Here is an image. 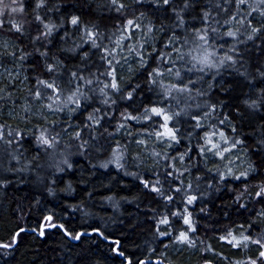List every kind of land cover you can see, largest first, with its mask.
<instances>
[{
	"label": "trees",
	"instance_id": "16d2710c",
	"mask_svg": "<svg viewBox=\"0 0 264 264\" xmlns=\"http://www.w3.org/2000/svg\"><path fill=\"white\" fill-rule=\"evenodd\" d=\"M21 1L0 27L25 77L17 91L0 82V244L18 233L14 247L0 246V264H250L264 238V0ZM140 23L157 33L122 79L118 49ZM203 41L217 57L202 68L211 82L202 90V77L182 73L193 61L174 60ZM170 114L178 117L165 121ZM160 125L175 149L146 164L127 151ZM217 134L245 153L252 174L205 165ZM56 224L72 239L57 226L40 237ZM80 233L91 234L74 242Z\"/></svg>",
	"mask_w": 264,
	"mask_h": 264
},
{
	"label": "rangeland",
	"instance_id": "374dc122",
	"mask_svg": "<svg viewBox=\"0 0 264 264\" xmlns=\"http://www.w3.org/2000/svg\"><path fill=\"white\" fill-rule=\"evenodd\" d=\"M123 1H132V0H123ZM261 1V0H260ZM21 0H16V3H12V0H4L6 5H10L8 8H4V15L0 16V27L3 22L11 18L16 12H21L20 4ZM17 8L16 12H12L11 8ZM5 19V20H4ZM10 20V19H9ZM72 18L69 19V24L71 28H75L77 25H73L71 23ZM132 35L129 44L118 49V53H120L119 63L117 65L118 76L120 78H127L131 74V72L137 68L138 66L144 64V60L146 58V53L150 47L153 45L154 35L157 33L156 28H152L150 26H146L144 23L136 24L132 27ZM81 29L75 30V36H78ZM221 34L215 36L214 40H219L218 46L222 45V40L226 41V37L220 38ZM229 35H227L228 37ZM221 42V43H220ZM203 44L205 46H203ZM199 44H193L188 50L178 51L176 58L174 60L175 65L181 64V66H186V62L189 63V60L193 61L192 66L194 68L186 67L183 70V74L185 76H190L194 80H198V78L202 77L203 86L201 89H207L210 87L211 82L207 79L203 67L213 69L212 65L215 64V60L217 57V51L212 50L209 46L206 47V43L203 41ZM10 47L11 43L8 41H4L0 36V82L6 84L7 88H13L15 91L22 89L25 84V77L22 72L21 62L19 58L16 57L14 53V49L12 50ZM192 52V53H191ZM186 64H184V63ZM197 63V64H196ZM197 66V67H195ZM168 75V73H167ZM168 77V76H167ZM174 80V79H173ZM178 80V78H177ZM175 81V80H174ZM39 110L37 112L42 111L41 107H44L42 103H38ZM35 113L38 115V113ZM8 116H13L16 114L14 110L6 112ZM178 117V114H170L168 116V120L175 119ZM201 124L206 126L208 123V117H202ZM172 134L170 130H168L165 125H160L156 132L150 134H137L131 139L127 146V151L130 153H137L139 158L142 159L143 163H157L159 158V154L161 152H167L175 149L178 145L175 140L169 138L168 135ZM122 136L128 135L127 132L122 130ZM208 145L203 149V158L206 166L219 167L220 171L226 177H240L244 178L247 175H250L254 172L252 167L249 165L248 159L245 153L236 146L235 143L231 142V140H227L221 134H217L212 139L208 140ZM7 147V146H6ZM11 149V148H6ZM118 149V148H117ZM121 151V150H120ZM118 150L115 151L111 155L109 161L115 167L122 166L123 154ZM2 159V154H0V163ZM108 161V162H109ZM176 163L183 164L182 157L176 158ZM1 172V171H0ZM2 175V173H0ZM243 244V243H241ZM254 244L256 245L257 253L255 259L250 261V264H264V238L256 239ZM179 248L176 247V251ZM249 250V249H248ZM175 251V252H176ZM233 264H241V261H235Z\"/></svg>",
	"mask_w": 264,
	"mask_h": 264
},
{
	"label": "snow or ice",
	"instance_id": "6c2138e0",
	"mask_svg": "<svg viewBox=\"0 0 264 264\" xmlns=\"http://www.w3.org/2000/svg\"><path fill=\"white\" fill-rule=\"evenodd\" d=\"M163 2L165 3V4H167L168 3V0H163ZM12 3L14 4V3H16V0H12ZM112 3L113 4H116L117 3V0H112ZM39 6V5H38ZM8 7H10V5H6L5 3H4V0H0V16H2V15H4V8H8ZM18 9L17 8H11V11L12 12H16ZM20 10H22V9H20ZM71 23L73 24V25H77L78 23H79V20H78V18L77 17H73L72 18V20H71ZM132 22L131 21H129V24H131ZM45 27H48L47 25H45ZM16 30L17 31H20V27L17 25L16 26ZM51 33V29L49 28V34ZM231 35V34H230ZM201 39H204L205 37H203V36H201L200 37ZM41 83H43V81H41ZM47 87H52V85H46ZM113 87H115V85H113ZM152 111L155 113V114H157V115H161L162 113L160 112V110L159 109H155V108H153L152 109ZM164 119H165V121H167L169 118L167 117V116H164ZM222 135V134H221ZM41 141L43 142V143H47V140H44L43 139V137H41ZM153 190H155V189H153ZM192 201H191V199L189 200V203H191ZM48 220H51V217H48L47 218ZM161 223H167V221L166 220H164V221H161ZM185 223L186 224H190V220H188V219H185ZM52 227H55V225H52ZM41 235H43V233H41ZM75 239H79V236H77V237H74ZM233 239H235V238H233ZM245 239H247V238H245ZM180 240L181 241H185V240H187V236L184 234V233H181L180 234ZM231 242V241H230ZM255 242V241H254ZM237 244H239L240 242L239 241H237L236 242ZM5 247H7V245H4ZM261 255H264V253H262Z\"/></svg>",
	"mask_w": 264,
	"mask_h": 264
},
{
	"label": "water",
	"instance_id": "95a60500",
	"mask_svg": "<svg viewBox=\"0 0 264 264\" xmlns=\"http://www.w3.org/2000/svg\"><path fill=\"white\" fill-rule=\"evenodd\" d=\"M55 226H57V227H59L62 231H64L65 232V230H64V228L61 226V225H58V224H56ZM53 227H52V225H48V226H43V227H41V229H40V232L41 233H43V231L45 230V229H48V230H51ZM21 231H23V232H28V233H37L35 230H27V229H23V230H21ZM41 233H40V237H42L43 235H41ZM66 233V232H65ZM97 234H98V232H96ZM91 233H88V234H84V233H80L78 236H80V235H90ZM66 235L70 238V234H68V233H66ZM17 236H18V233H16V235H15V237H14V243H13V245L12 246H7V247H9V248H12V247H14L15 245H16V240H17ZM74 242H77L78 241V239H74L73 240ZM0 246L1 247H5L4 246V244H0ZM120 255V258H123L124 256H123V254H119ZM126 261H128V260H126ZM147 263H150V262H147ZM158 263L159 264H162V261H158ZM208 264H210V263H208Z\"/></svg>",
	"mask_w": 264,
	"mask_h": 264
},
{
	"label": "bare ground",
	"instance_id": "6f19581e",
	"mask_svg": "<svg viewBox=\"0 0 264 264\" xmlns=\"http://www.w3.org/2000/svg\"><path fill=\"white\" fill-rule=\"evenodd\" d=\"M70 239H72V238L70 237Z\"/></svg>",
	"mask_w": 264,
	"mask_h": 264
}]
</instances>
